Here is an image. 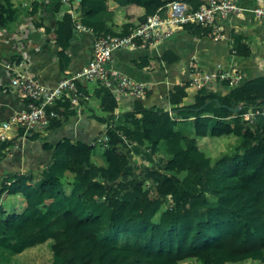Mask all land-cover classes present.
Here are the masks:
<instances>
[{"label": "trees", "instance_id": "16d2710c", "mask_svg": "<svg viewBox=\"0 0 264 264\" xmlns=\"http://www.w3.org/2000/svg\"><path fill=\"white\" fill-rule=\"evenodd\" d=\"M107 1L72 0L70 8L55 1L49 9L60 11L61 16L50 28L37 16L41 0H0V36L13 33L30 18L35 26L54 34L58 67L66 72L70 63L66 49L76 21L90 26L95 34H122L149 14H163L166 2L172 0H110L118 6L138 7L133 19L121 20ZM187 1L197 8L204 0ZM182 28L211 39L209 26L188 23ZM230 35L229 51L248 55L245 36ZM140 59V67L150 60L147 55ZM161 59L172 64L178 55L167 49ZM78 86L84 94L98 98L99 108L86 104L83 109L88 116L107 122L108 144L90 145L92 138L83 135L44 140L42 147L49 157L38 177L9 173L2 178L0 264H39L42 247L48 244L47 264H264V117L261 124L242 118L249 109L259 110V120L263 115L264 75L234 86L223 82L216 89H198L190 94L188 105H182L189 95L186 84H175L167 96L170 114L162 102L133 98L131 105L121 108L109 88L96 82ZM236 105L239 110L232 111ZM49 107L63 116L50 118L43 127L49 131L75 114L65 94ZM16 133L5 141L6 148L24 134L23 128ZM27 136L37 139L40 130ZM222 138L226 141L215 148L212 142ZM127 142L148 150L161 165V170L149 171L154 192L147 194L140 207L134 204L149 180L122 176L131 154ZM4 155L0 151V160ZM169 162L184 168L168 167ZM185 169L198 174L196 184L204 195L188 196L185 208L174 217L167 204ZM243 187L251 201L238 216L221 218L210 211L222 202L225 188ZM18 197L25 201L20 208ZM66 212L83 223L81 230L66 225Z\"/></svg>", "mask_w": 264, "mask_h": 264}, {"label": "crops", "instance_id": "0c3cea01", "mask_svg": "<svg viewBox=\"0 0 264 264\" xmlns=\"http://www.w3.org/2000/svg\"><path fill=\"white\" fill-rule=\"evenodd\" d=\"M55 1L59 2V0H41L37 10V16L50 28L54 27L56 19L61 16L60 11L54 12L52 8L49 9ZM236 1L240 6L246 8L264 6V0ZM130 6H134L136 9L134 15L130 16V19H133L139 9L135 5ZM221 23L225 29V37L221 39L213 40L212 37L210 39V37L191 35L186 29L181 28L175 35L155 47L114 50L109 65L123 71L133 79L144 82L147 89L144 97L146 101L151 103L158 101L162 102V105H166L168 101L169 89L175 84H183L186 77L185 72L193 61L204 70H214L218 63L224 69L235 66L240 71V81L264 75V15H255L252 12L244 11L242 14L226 16L221 20ZM120 26L121 23L118 28ZM234 32H240L245 36V42H248L250 48L248 55H239L229 51L228 46L232 39L230 33ZM53 37L54 34L51 31H45L43 26H35L30 18L25 19L13 33L0 36V123L7 119L14 110L20 108L24 101L21 93L9 85L8 72L3 65L5 61L20 59V67L30 72L41 83L52 85L62 75L79 69L89 59L92 34L74 29L70 45L66 49L70 56L68 70L61 72L58 67L57 47ZM167 49L178 55V60L172 64L161 59ZM144 55H147L150 60L140 67L137 62H140L141 56ZM83 84L87 85V82H83ZM192 92L191 90L188 94H192ZM87 96V99L80 102L81 112L79 114L75 111V114L69 116L67 120H63L61 126L54 130L37 129L40 130V136L37 139H30L24 133L17 137L9 148H6V140H0V151L5 152L4 157L0 160L1 180L9 173H29L36 174L35 176L38 177L40 170L47 165L49 157V152L42 147L44 140L53 141L64 136L73 140L81 135L90 139L106 131L107 122L99 121L103 125L102 128H93L90 123H86L87 118L95 119L88 116L86 110L83 109L90 104L94 106L93 96ZM187 97H184L182 105H185ZM132 99L122 98L119 101V107L131 105ZM16 134V130H13L10 132V137ZM127 146L130 148L132 161L138 163L140 159L145 158L141 146L135 142H128ZM127 167L128 169L122 173L123 177H133V173L135 174L137 170L133 169L132 164H128ZM98 177L102 179V176ZM17 204L20 208L25 204V201L18 197ZM64 221L67 226L80 230L83 225L70 212L65 213ZM83 234L86 237H94L92 233L83 232Z\"/></svg>", "mask_w": 264, "mask_h": 264}, {"label": "built area", "instance_id": "2783aa9c", "mask_svg": "<svg viewBox=\"0 0 264 264\" xmlns=\"http://www.w3.org/2000/svg\"><path fill=\"white\" fill-rule=\"evenodd\" d=\"M59 2L70 8L72 0H59ZM164 8L163 14L159 11L149 14L137 26L122 34L109 32L95 34L90 26L76 21L75 29L92 34L90 57L79 69L62 75L52 85L41 83L30 72L20 67V59L5 61L3 65L8 72L9 85L21 93L24 101L20 108L14 110L0 123V140L5 141L10 138V132L17 128H23L24 133L28 134L47 126L50 118L62 117L61 113L49 106L56 98L64 94L69 96L70 104L79 114L81 112L80 97L87 99L88 96L79 89L78 83L96 82L103 85L111 90L118 101L124 97L144 98L147 93L144 82L133 79L123 71L109 65L113 51L116 49L155 47L188 23L209 26L210 36L213 40H218L225 37L221 20L226 16L242 14L244 11L264 15V6L246 8L240 6L236 0H204L197 8H193L187 0H172L166 2ZM185 76L183 84L192 91L216 89L223 82L227 86H234L241 79L240 71L235 66L224 69L218 63L214 70H204L194 61L189 64ZM165 106L170 114L169 102ZM258 114H260L258 109H249L242 112V118L252 122L254 119H259L256 117ZM262 116L264 117V113ZM98 142L103 145L108 144L105 131L95 135L89 144L94 145Z\"/></svg>", "mask_w": 264, "mask_h": 264}, {"label": "rangeland", "instance_id": "374dc122", "mask_svg": "<svg viewBox=\"0 0 264 264\" xmlns=\"http://www.w3.org/2000/svg\"><path fill=\"white\" fill-rule=\"evenodd\" d=\"M107 6L114 9L117 13L119 18L129 19L130 16L132 17L135 12L134 6H118L114 2L108 0ZM188 92H191V89L187 90ZM185 100V105L190 104L192 101V96L189 94L188 97ZM93 104L96 108H99V100L96 97L92 98ZM258 123L263 122V116L260 117V120L258 119ZM86 123H90L91 126L94 127H100L102 128L103 125L96 121L95 119L92 120L90 118H87ZM226 139H218L214 140L212 144L215 146V148L220 147ZM142 154L145 158H142L137 163L136 161H132V159L129 157L128 162L129 165L132 164L133 169L137 170L136 173H133V177H142L145 178L148 177V173L151 170H161V165L158 160V158L151 155V153L148 150L142 149ZM194 165V162L191 163ZM135 165V166H134ZM168 167H174V168H184V165H177L174 162H169ZM128 169L126 167L125 171ZM186 173L181 178L180 182L176 185L175 192L170 195V201L169 204H167V210L170 212L171 215L174 217L177 216L181 210L185 208V204L187 201L188 196L190 195H204L203 193H199L198 186L196 184V178L198 177V174H193L189 171V169H185ZM123 176V175H122ZM133 177H127V178H133ZM125 178V177H124ZM126 178V179H127ZM1 180V177H0ZM147 182V190L143 191L140 198L137 199L136 203L134 204L135 207H140L141 203L144 199H146L147 194H151V192H154L153 184L154 182L149 179L148 177ZM196 193V194H195ZM169 198V197H168ZM249 194L244 192L243 188H225L223 190V200L220 203V205L217 208H214L210 211L216 213L221 218H230L234 216H238L249 204L251 201V198H249ZM176 201V202H175ZM178 202V203H177ZM175 219V218H174ZM178 220V219H175ZM49 244L44 245L42 247L41 253H40V259L39 264H47L48 263V256L50 254L49 250ZM183 264H197L196 262H184Z\"/></svg>", "mask_w": 264, "mask_h": 264}, {"label": "water", "instance_id": "95a60500", "mask_svg": "<svg viewBox=\"0 0 264 264\" xmlns=\"http://www.w3.org/2000/svg\"><path fill=\"white\" fill-rule=\"evenodd\" d=\"M214 99H215L216 103L219 104L217 98H214ZM231 110H232V111H237V110H239V105H236V106L232 107Z\"/></svg>", "mask_w": 264, "mask_h": 264}]
</instances>
